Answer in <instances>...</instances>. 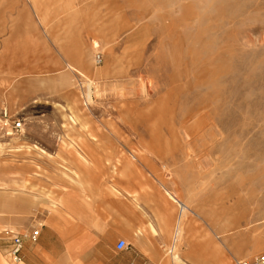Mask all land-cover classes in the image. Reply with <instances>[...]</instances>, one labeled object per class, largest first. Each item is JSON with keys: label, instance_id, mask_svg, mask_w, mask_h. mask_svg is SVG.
Masks as SVG:
<instances>
[{"label": "rangeland", "instance_id": "1", "mask_svg": "<svg viewBox=\"0 0 264 264\" xmlns=\"http://www.w3.org/2000/svg\"><path fill=\"white\" fill-rule=\"evenodd\" d=\"M0 180L2 242L39 241L67 204L65 238L111 258L117 239L82 230L121 193L153 205L154 183L156 233L126 251L204 264L217 233L224 264L264 251V0H0ZM164 189L192 212L175 242Z\"/></svg>", "mask_w": 264, "mask_h": 264}, {"label": "crops", "instance_id": "2", "mask_svg": "<svg viewBox=\"0 0 264 264\" xmlns=\"http://www.w3.org/2000/svg\"><path fill=\"white\" fill-rule=\"evenodd\" d=\"M96 42L92 43V46H96ZM113 169V167H112ZM4 183L0 180V186ZM106 186H110L109 183H104ZM101 186L103 184H100ZM127 184L117 183L114 184V190L119 192H125L129 189L126 188ZM133 187L137 184H130ZM140 186L149 187V193L146 198L153 202V205L137 207L126 197V193H121L116 201V205L110 206L108 214L114 216L113 220H109L106 223L101 224H87L84 231L86 239H97L99 237H105L109 239L124 240L128 237V233L133 231L134 234L138 233L141 238L152 239V231L156 233L154 229H157V215L160 214L161 208L158 206L161 203V194L156 188L157 184H139ZM113 186V185H112ZM164 192L168 195V198L176 204L177 214L175 223L172 230V242H175L184 230L183 221L188 213H192L187 205L178 200L175 195L169 193L164 189ZM22 205H27L29 200L21 199ZM180 203V204H179ZM8 202H3L1 205L6 206ZM181 210H179V205ZM65 207V212L57 211L49 218V225L47 227L41 226V238L38 241H31L29 235L21 237L22 249L20 252V260L16 264H153L156 261L157 250L153 246L142 245L136 246L133 251L128 252L126 249L113 252L109 254L111 258L115 255L119 258H128L130 263H114L111 258H106L104 254L100 253L96 246L86 245L84 247H78L75 244L69 242L65 238V232H77L78 226L70 223L66 216L74 214L67 204H62ZM179 211V212H178ZM199 217V215H196ZM169 217V214H168ZM200 218V217H199ZM245 221V220H243ZM246 224V222H244ZM205 224L211 228V225L205 220ZM240 227V225H239ZM169 234V233H168ZM76 237V235H74ZM216 239L219 240L217 244L209 246L206 251V257L204 264H224L225 256L220 248H228L227 240L223 239V235L217 233ZM38 241V242H37ZM116 241V242H117ZM37 242V243H36ZM9 241L5 239L0 241V264H14L6 255V250L9 247ZM210 250V251H209ZM208 253V254H207ZM178 262L186 264L178 257H174Z\"/></svg>", "mask_w": 264, "mask_h": 264}, {"label": "built area", "instance_id": "3", "mask_svg": "<svg viewBox=\"0 0 264 264\" xmlns=\"http://www.w3.org/2000/svg\"><path fill=\"white\" fill-rule=\"evenodd\" d=\"M96 62H99V57H96ZM18 126V125H17ZM38 230L33 229L30 232L31 241L35 242L38 237ZM3 235L5 239L9 241V247L7 250V256L11 260L12 263L16 264L20 260V252L22 249V240L20 235L13 233L12 230H3ZM127 247V244L124 240H118L115 243L114 249L116 251L124 250ZM171 253V251H169ZM232 264H264V251L259 254L253 256L250 259L244 260H234Z\"/></svg>", "mask_w": 264, "mask_h": 264}, {"label": "bare ground", "instance_id": "4", "mask_svg": "<svg viewBox=\"0 0 264 264\" xmlns=\"http://www.w3.org/2000/svg\"><path fill=\"white\" fill-rule=\"evenodd\" d=\"M88 94H89V93H88ZM86 97H87V96H86ZM70 115H71V114H70ZM69 118H70V117H69ZM70 119H71V118H70ZM166 193H167V192H166ZM167 196H168V195H167ZM179 204H180V203H179ZM179 204H178V205H179ZM181 207H182V206L179 205V210H181ZM178 212H179V211H178ZM209 251H210V250H209ZM207 254H208V253H207Z\"/></svg>", "mask_w": 264, "mask_h": 264}]
</instances>
